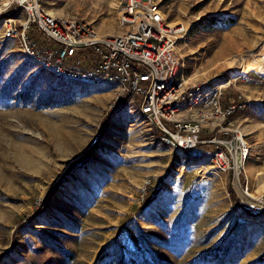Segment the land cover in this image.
<instances>
[{
	"label": "rangeland",
	"instance_id": "rangeland-1",
	"mask_svg": "<svg viewBox=\"0 0 264 264\" xmlns=\"http://www.w3.org/2000/svg\"><path fill=\"white\" fill-rule=\"evenodd\" d=\"M124 1L42 6L116 36ZM155 2L187 29L176 47L186 84L231 82L221 101L240 106L233 125L250 146L240 182L208 154L156 143L132 106L108 112L107 89L27 60L3 16L0 87L13 96L0 104V264H264V194L250 198L264 190V67L242 72L263 52L264 0Z\"/></svg>",
	"mask_w": 264,
	"mask_h": 264
},
{
	"label": "built area",
	"instance_id": "built-area-1",
	"mask_svg": "<svg viewBox=\"0 0 264 264\" xmlns=\"http://www.w3.org/2000/svg\"><path fill=\"white\" fill-rule=\"evenodd\" d=\"M9 15L4 39L17 42L27 60L60 79L107 89V111L132 106L167 149L186 153L214 146L208 154L213 168L240 182L250 146L233 125L240 106L221 101L222 88L231 82L186 84L176 47L187 29L168 24L155 0H125L116 36L98 34L73 17L53 16L42 0H0V20Z\"/></svg>",
	"mask_w": 264,
	"mask_h": 264
},
{
	"label": "trees",
	"instance_id": "trees-1",
	"mask_svg": "<svg viewBox=\"0 0 264 264\" xmlns=\"http://www.w3.org/2000/svg\"><path fill=\"white\" fill-rule=\"evenodd\" d=\"M206 20H208L211 24H215L217 22V18L216 17H213V16L208 17ZM1 73H2V71H1V68H0V75H1ZM11 88H12V85L6 86V87H0V104H3L4 105V104H6V101L8 99L12 98L13 92H12V89ZM28 96H29L28 93H25V94L23 93V95H21L22 101H24L25 98L26 99H29ZM213 149H214V146L207 145V146H200L199 148L194 149V150H191V151H193V152H196L197 151V152L200 153V155H205V154H209V152H211ZM185 154H187V155H189L191 157H197L198 156V155H190L187 152ZM87 159H88V156L85 155V157L80 158L76 162L70 164L68 170L70 168H73V167L77 166V165H81L82 163H85L87 161ZM149 202H151V201H148L147 203H149ZM123 264H135V263H134V261L127 260V261H124ZM141 264H145V263H141Z\"/></svg>",
	"mask_w": 264,
	"mask_h": 264
},
{
	"label": "bare ground",
	"instance_id": "bare-ground-1",
	"mask_svg": "<svg viewBox=\"0 0 264 264\" xmlns=\"http://www.w3.org/2000/svg\"><path fill=\"white\" fill-rule=\"evenodd\" d=\"M261 50H263V52L261 51L258 55L254 54L256 56H260V58L258 57V59H254L253 61H251L250 63L245 65V67L242 70L243 73H248L254 69H261L264 67V47ZM254 55H249L248 58L250 56H254ZM244 169H245V167H244ZM263 194H264V190L262 191V193H259L256 195H250V198L253 201H261Z\"/></svg>",
	"mask_w": 264,
	"mask_h": 264
}]
</instances>
